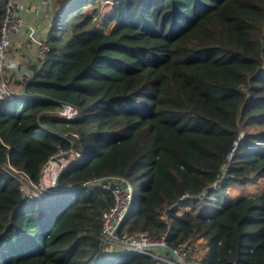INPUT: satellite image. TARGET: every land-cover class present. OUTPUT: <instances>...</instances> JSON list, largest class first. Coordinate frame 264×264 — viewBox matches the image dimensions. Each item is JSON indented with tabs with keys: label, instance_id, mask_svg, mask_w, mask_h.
Masks as SVG:
<instances>
[{
	"label": "trees",
	"instance_id": "1",
	"mask_svg": "<svg viewBox=\"0 0 264 264\" xmlns=\"http://www.w3.org/2000/svg\"><path fill=\"white\" fill-rule=\"evenodd\" d=\"M51 12L44 62L22 80L4 73L0 264H165L103 253L113 196L80 184L104 175L133 188L120 231H168V247L187 240L201 264H264V190L226 195L208 215L177 212L185 198L264 180V0H54ZM63 103L78 108L73 120L56 113ZM69 149L82 155L58 174L68 189L29 198L6 167L37 185Z\"/></svg>",
	"mask_w": 264,
	"mask_h": 264
},
{
	"label": "built area",
	"instance_id": "2",
	"mask_svg": "<svg viewBox=\"0 0 264 264\" xmlns=\"http://www.w3.org/2000/svg\"><path fill=\"white\" fill-rule=\"evenodd\" d=\"M38 6L39 0H6L5 2L3 18L0 23V99L10 97L12 93V89L9 88L4 79V73L6 71H8L9 74H13L14 78L18 80H22L26 76L33 74L30 68L20 65L19 58L21 56L19 57L17 54L10 51L11 41L15 35L20 34L25 29L29 39L35 42L37 66H40L46 58V52L48 50L46 35H39V37L37 34L35 35L38 24L31 14ZM43 9L47 10V6L45 5ZM55 110L56 113L66 121L73 120L79 112L76 106L69 103H63ZM242 136L243 132L240 131L237 138L233 141L231 151L227 155L228 160H230L237 147V142ZM68 154H71V157L68 158L69 162L65 163L62 160L65 159ZM81 155L82 154L74 149H69L59 150L51 156L47 161V163L51 162L47 170L48 172L44 171L42 174L41 170L40 181L37 184L40 186L43 185V189L45 190L38 194L28 191L29 187L36 186V184L24 173L16 171L9 164H6V167L9 169V172L18 179L20 189L24 196H28L29 198L40 197L47 191H53L55 178L62 168L69 165V163L73 161L72 159ZM53 158L55 159L54 161L52 160ZM228 165L229 163L223 165V172ZM18 175L19 177H17ZM219 182L220 179L217 180L216 184ZM80 186L87 188L100 186L105 190H109L113 196V204L101 213L100 240L107 255L115 256L119 253L133 250L152 255L156 259L164 261L165 264H201V258H198V256L197 258H193L190 255V248L188 247L187 240L178 243L174 248H170L173 254L169 252L167 250L168 231H165L159 238H152L143 231L132 233L120 231V221L127 213L129 203L132 201V186L127 178L117 175H104L83 181ZM216 186L217 185L214 187ZM185 197L186 196H182L180 199H184Z\"/></svg>",
	"mask_w": 264,
	"mask_h": 264
},
{
	"label": "rangeland",
	"instance_id": "3",
	"mask_svg": "<svg viewBox=\"0 0 264 264\" xmlns=\"http://www.w3.org/2000/svg\"><path fill=\"white\" fill-rule=\"evenodd\" d=\"M104 2H106V1H103L104 7H100L101 8L100 21L102 20V17L105 16V14L107 13L108 9L110 8V6L106 5L107 3H104ZM49 6H52L51 3H49ZM46 32H48V30H46ZM36 34L37 35L39 34L37 29L35 30V35ZM44 35H47V33H45ZM38 37H39V35H38ZM26 40L28 41V43L33 44L35 46V48H36L35 42H33L32 40L29 39V36H28L27 32H26ZM46 40H47V37H46ZM10 51H11V48H10ZM21 53H20V55H18L19 57L21 56L19 58L20 65L22 67L30 68V64H29L30 60L27 58L26 54H24L23 52H21ZM33 74H34V71H33ZM33 74H31L30 76H32ZM69 157H71V154H68V156H66L65 159H63L62 161L65 162V163L69 162V160H68ZM75 158H77V157H75ZM52 160L54 161L55 159L53 158ZM72 160H74V159H72ZM50 163L51 162H48V163H46L44 165V167L42 169V174H43L44 171L48 172L47 170H48V167L50 166ZM17 177H19V175ZM43 187H44L43 185H41V186L40 185H36V186L34 185V186L29 187L28 191H31V193L38 194V193H41L43 190H45V189H43ZM135 188H136L135 189V197L137 198V196L139 197V193H138L137 186H135ZM263 190H264V180L263 179H260V180H258L256 182L250 181V182H248V183H246L244 185L236 183V184L231 185L230 187H228L226 189V193L220 194L219 198H218L219 200L217 199L218 193L215 192V191H211L209 193H205L203 198H198V197H196V198H185V200L182 203L184 205H186V206H183L181 204L180 206H182V207H178L177 208V212L178 213H182L185 210H191L192 211V207L191 206L195 205L200 211H202V213L204 215H208V214L212 213L216 209V205H217L218 202H220V201L222 202L223 200H225V196L226 195H228V196H230V197L235 199V197H239V196H243V195L257 194V193H259V192H261ZM102 248H103V244H102ZM197 256H198V258H201L200 252L195 254V258H197Z\"/></svg>",
	"mask_w": 264,
	"mask_h": 264
},
{
	"label": "crops",
	"instance_id": "4",
	"mask_svg": "<svg viewBox=\"0 0 264 264\" xmlns=\"http://www.w3.org/2000/svg\"><path fill=\"white\" fill-rule=\"evenodd\" d=\"M49 3H53L54 0H39V6L36 10L32 11L31 14L38 24L37 30L38 35H44L46 30H49L50 22L52 20V12ZM47 6V10H44L43 7ZM29 17V16H28ZM22 50V51H21ZM11 51L17 55L21 52L26 54L27 58L30 60L29 64L32 65L37 63V53L35 51V46L31 43H28L26 40V30L24 29L20 34L15 35L11 41ZM22 54V53H21ZM241 197V196H239ZM235 197V198H239Z\"/></svg>",
	"mask_w": 264,
	"mask_h": 264
},
{
	"label": "water",
	"instance_id": "5",
	"mask_svg": "<svg viewBox=\"0 0 264 264\" xmlns=\"http://www.w3.org/2000/svg\"><path fill=\"white\" fill-rule=\"evenodd\" d=\"M57 179H58V176H56V178H55L53 191H61V190H63V189H68V188H69V186H60V185L58 184V180H57ZM132 192H133V188H132ZM130 207H131V201H130V203H129V206H128V208H127V211L130 209ZM125 215H126V214H125ZM125 215L122 217V220L120 221V224H121V222L123 221ZM120 224H119V225H120ZM167 250L173 254V252H172V250H171L170 248L167 247ZM103 251H104V250H103ZM103 253L105 254V251H104Z\"/></svg>",
	"mask_w": 264,
	"mask_h": 264
}]
</instances>
